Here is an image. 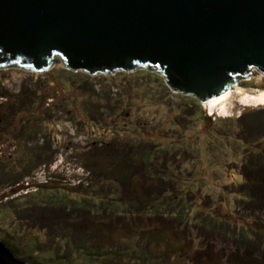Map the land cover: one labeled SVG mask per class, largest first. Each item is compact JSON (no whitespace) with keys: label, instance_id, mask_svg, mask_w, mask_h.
I'll use <instances>...</instances> for the list:
<instances>
[{"label":"rangeland","instance_id":"1","mask_svg":"<svg viewBox=\"0 0 264 264\" xmlns=\"http://www.w3.org/2000/svg\"><path fill=\"white\" fill-rule=\"evenodd\" d=\"M235 85L247 93L213 107L145 68L90 73L58 54L54 70L0 66V239L23 242L28 264H264V184L244 182L264 137L238 138L264 73Z\"/></svg>","mask_w":264,"mask_h":264},{"label":"water","instance_id":"2","mask_svg":"<svg viewBox=\"0 0 264 264\" xmlns=\"http://www.w3.org/2000/svg\"><path fill=\"white\" fill-rule=\"evenodd\" d=\"M145 68L204 106L264 73V0H0V66ZM0 264H28L0 239Z\"/></svg>","mask_w":264,"mask_h":264},{"label":"trees","instance_id":"3","mask_svg":"<svg viewBox=\"0 0 264 264\" xmlns=\"http://www.w3.org/2000/svg\"><path fill=\"white\" fill-rule=\"evenodd\" d=\"M47 98H48V96H47ZM46 102L44 101V102H42V104H45ZM49 104V103H48ZM201 104V103H200ZM254 113H256V114H254ZM249 115H254L253 117H255V118H253V119H255V121L257 122V123H254V126L252 125V127H250L249 125H247V122H246V120H245V118L247 117V116H249ZM203 116V115H202ZM212 117H213V115L210 113V112H208V111H206L205 112V115H204V118L206 119V120H208L209 122H212ZM47 118H50V116H47ZM201 118H203V117H201ZM238 119H239V121L241 122V126H242V128H241V130H240V134L238 135V138L239 137H241V138H243V140L244 141H247V142H249L253 137H255V136H258L260 133H261V135H262V137H264V107H262V109H257L256 111H254L252 114H250V112H246V113H241L240 115H239V117H238ZM191 120V119H190ZM262 131V132H261ZM250 143H252V142H250ZM260 148V147H259ZM262 150H264V147L263 148H261ZM159 151V150H158ZM158 151H156L155 150V152H158ZM152 152H150V150L149 151H146L144 154H143V158H145V159H151V158H153V153L151 154ZM253 154L252 152H248V154ZM158 155H159V152H158ZM250 155V156H251ZM155 156V155H154ZM158 157V156H157ZM246 160H249V162H247V165L248 164H250L248 167H250V168H246V165H245V160H244V162H243V164H242V168L241 169H243V166L246 168V171L249 173V176L248 177H246L245 175V179H244V182H246V183H249L250 185H253V184H255L254 182H256V181H262V183L264 184V164H260V166H257V165H253V164H251V162H253V160L251 159V158H248L247 157V159ZM264 163V162H263ZM242 173H243V171H242ZM244 174V173H243ZM159 175H160V173H159ZM20 179V178H19ZM16 179L10 186L11 187H14L15 188V191H14V193L16 192V191H19L20 189H24V188H26L24 185H22V184H19V185H15V183H17L18 181L20 182V181H22V179ZM161 179H163V178H161ZM162 181H165L164 179L162 180ZM167 181H168V179L166 180V183H167ZM10 184V183H9ZM42 184V183H41ZM40 184V185H41ZM21 185V186H20ZM43 186H46L47 185V183H44V184H42ZM17 189V190H16ZM251 193V192H250ZM249 193V195H247L246 197H245V199L247 200L246 202H248V201H259L258 200V198H256V197H259V199L261 200V199H263L264 198V194H259L258 196H254L253 194H250ZM250 204H252V203H250ZM112 210H114V209H112ZM241 234L243 235V237H247V238H250V237H254V236H251V234H247L246 232H244V231H242L241 232ZM72 237H73V235H72ZM75 238H77V239H75ZM95 238V235L90 239V237H83L82 238V241H84V240H86V242L88 243V242H92V240ZM13 239V241H9L7 238H5V239H3V241L10 247V249L15 253V255L17 254V255H22V254H24V252H22L23 250H25V252L26 253H29L28 251L30 250V249H23L22 248V246H23V242H17V237H15V238H12ZM71 240H74V243H71L69 246H72V248L74 247L75 249H76V251L78 252H85V253H87V254H90L89 253V249H85V250H83L82 249V242L80 241V237H79V235L77 236V237H73ZM73 242V241H72ZM24 243H26V242H24ZM36 245V252L37 253H41L42 255H45V251L42 249V245H40V243H38V244H35ZM43 250V251H42ZM31 251H32V249H31Z\"/></svg>","mask_w":264,"mask_h":264},{"label":"bare ground","instance_id":"4","mask_svg":"<svg viewBox=\"0 0 264 264\" xmlns=\"http://www.w3.org/2000/svg\"><path fill=\"white\" fill-rule=\"evenodd\" d=\"M242 93H247V90L238 85V87L235 90H233L230 94H228L226 97L210 105H212L213 107H219L222 103L226 101H230L233 96L239 95ZM249 95L255 97L256 99L261 98L262 100H264V90L258 91L256 95H253V94H249Z\"/></svg>","mask_w":264,"mask_h":264},{"label":"flooded vegetation","instance_id":"5","mask_svg":"<svg viewBox=\"0 0 264 264\" xmlns=\"http://www.w3.org/2000/svg\"><path fill=\"white\" fill-rule=\"evenodd\" d=\"M27 124H28V123H27V120L22 121L20 127H19V123H17V126H18L19 128H22V131L20 130V133H22V135H29V134L32 132V127H31V126H28ZM19 128L16 127V132H15L16 135H19V134H18V132H19ZM26 129H27V131H25ZM12 133H14V132L12 131ZM27 183H28V182H27ZM19 184H20L19 181H18L17 183H15V185H19ZM24 186H25V185H24Z\"/></svg>","mask_w":264,"mask_h":264}]
</instances>
